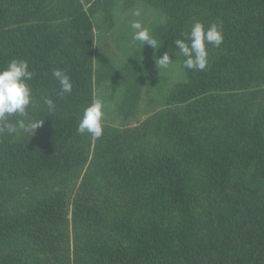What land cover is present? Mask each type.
Listing matches in <instances>:
<instances>
[{
    "label": "trees",
    "instance_id": "obj_1",
    "mask_svg": "<svg viewBox=\"0 0 264 264\" xmlns=\"http://www.w3.org/2000/svg\"><path fill=\"white\" fill-rule=\"evenodd\" d=\"M9 1L0 0V11ZM143 1L188 32L195 22L220 25L222 44L207 46L204 71L185 68L186 83L146 134L104 133L72 220L58 198L39 200L23 220L0 216V264H264V0ZM64 4L65 16L88 38L91 25H82L88 19L80 2ZM32 31L21 27L8 39L16 40L0 53V69L26 60L33 92L49 91L54 104L82 117L88 105L79 88L85 68L79 60L90 48L74 49L79 63L72 68H56L48 62L54 43L30 42ZM56 69L70 77V94H60ZM70 135L81 136L77 127ZM66 137L56 131L30 143L0 135L5 194L25 184L47 190L45 174L62 166L59 141ZM90 139H84L87 149ZM69 223L72 252L46 251L45 227Z\"/></svg>",
    "mask_w": 264,
    "mask_h": 264
},
{
    "label": "rangeland",
    "instance_id": "obj_2",
    "mask_svg": "<svg viewBox=\"0 0 264 264\" xmlns=\"http://www.w3.org/2000/svg\"><path fill=\"white\" fill-rule=\"evenodd\" d=\"M65 2L36 0L34 5L27 6L24 0H10L8 10L0 11V53L12 45L15 37L11 41L8 39L13 38L12 35L21 27L27 30V34L28 29L34 27L35 31L29 36L32 43L34 40L54 43L48 62L56 68H72L77 62L73 58L74 49L83 47L86 50L89 47V54L79 60L85 66L79 88L88 106L96 98L104 102L103 134L99 139H93L89 134L70 135L78 127L81 117L71 115L56 104L50 113L44 104V99L50 98L49 91L37 93L32 90L33 103L27 110V116L20 120L25 123L29 120L44 121L42 126L35 133L18 129L14 134L9 135L5 131L0 135L32 143L50 137L56 131H65L66 139L59 141L64 149V160L61 167L45 174L44 184L49 187L45 191L25 184L7 196L0 188V216L9 220H23L32 208L37 207L39 200L56 198L64 203L66 215L69 221L72 220L73 204L84 196L83 177L94 160V147L104 138V133L114 130L133 137L139 133L146 134L145 129L159 119L158 115L170 109L168 100L172 94L187 81L183 64L185 57L169 42L176 35L177 39H183L182 34L188 33L187 28L177 26V21L169 19L161 9L143 0H78L88 19L82 25H91L88 38H84L80 36L77 24L71 23L75 18L65 16ZM136 10L141 12L139 17L133 16ZM133 20H140L149 29L160 49L154 50L133 41L130 27ZM165 52L174 61L168 69L159 70L155 60ZM88 136L92 145L87 149L84 139ZM45 230L43 244L46 251L62 256L69 250L72 252L74 233L70 223L65 229L55 224L45 227Z\"/></svg>",
    "mask_w": 264,
    "mask_h": 264
},
{
    "label": "clouds",
    "instance_id": "obj_3",
    "mask_svg": "<svg viewBox=\"0 0 264 264\" xmlns=\"http://www.w3.org/2000/svg\"><path fill=\"white\" fill-rule=\"evenodd\" d=\"M141 12L136 10L133 16L139 17ZM133 41H139L144 46H150L154 50L159 47L157 40L151 35L149 29L145 27L140 20H133L130 24ZM183 39L174 41L175 48L179 49L180 54L185 57L184 67L188 70L204 71L208 66L207 46L213 45L219 47L223 42V33L221 26L213 23L207 28L201 22H195L191 31L183 33ZM94 43V42H93ZM168 52L162 57L157 58L155 63L158 69H168L173 64ZM34 73L29 70V64L26 60L13 59L6 67L0 69V134L5 131L9 135L14 134L18 129L36 132L42 126L44 121L18 120L15 124L9 121V117H26L28 108L33 103L32 89L28 84L33 78ZM52 75L60 85L61 95L70 94L73 84L65 71L56 69ZM44 104L47 105L51 113L55 110V104L52 99L45 98ZM104 102L96 98L92 103L84 108L82 117L78 123V134H89L93 139H99L103 134Z\"/></svg>",
    "mask_w": 264,
    "mask_h": 264
}]
</instances>
